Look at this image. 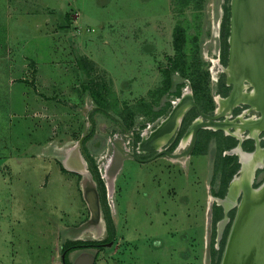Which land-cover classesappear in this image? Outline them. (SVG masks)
<instances>
[{"label":"rangeland","instance_id":"obj_1","mask_svg":"<svg viewBox=\"0 0 264 264\" xmlns=\"http://www.w3.org/2000/svg\"><path fill=\"white\" fill-rule=\"evenodd\" d=\"M229 2L0 0V264H66L63 246L77 240L104 242L68 250L70 264L81 256L92 258L91 264H209L210 243L218 249L223 232L217 239L210 189L223 193L237 167L235 157L214 148L213 129L201 131L196 154L124 158L115 172L119 158L111 142L130 149L192 83L203 111L213 113L221 77L227 86L219 39ZM174 26L181 35L179 58ZM169 59L179 66L171 73L179 96L168 92L151 105ZM28 95L38 102L33 115L27 99L22 108ZM95 105L127 130L103 109L90 110ZM239 110L237 105L231 113ZM186 111L191 115V107ZM257 112L249 109L242 118ZM86 132L81 150L88 161L80 167L73 151ZM259 138L264 146L263 130ZM217 157L223 158L221 168ZM96 178L105 201L111 181L109 204L100 200ZM263 178L261 167L252 186Z\"/></svg>","mask_w":264,"mask_h":264},{"label":"water","instance_id":"obj_2","mask_svg":"<svg viewBox=\"0 0 264 264\" xmlns=\"http://www.w3.org/2000/svg\"><path fill=\"white\" fill-rule=\"evenodd\" d=\"M233 42L237 45V54L239 58V62L243 65L248 63V60L251 62H257V64H262V68H264V0H230L229 2V32L227 36V61L224 65V68L228 69L231 66V46ZM260 48L262 50H260ZM259 70V69H258ZM225 74L226 84H229V80L227 79L228 74L225 71H221ZM235 88L234 84H231V89L227 95L231 93V91ZM182 96V91L180 93ZM229 105V103H228ZM189 107H194L199 116L198 121H195L196 118H193L190 123L186 126L184 133L190 128L191 135L188 141V144L184 149L181 151H176L179 146V142L182 138V135L177 141L176 146L171 150L168 151L169 145L173 142L175 135L178 133L180 123L184 114L186 113V109ZM92 109H103L100 106H92ZM113 120L117 121L125 130L127 128L122 124L119 118L114 116L112 113L108 112L107 110L103 109ZM232 110V109H231ZM178 114V118L176 120V129L174 136L170 140L168 144L165 145L169 138H166L165 141L162 143V147L159 149L151 150L153 153L147 158H141L139 154V145L142 141V135L140 140L132 141L130 149H124L121 143L118 140L112 139V145L117 151H122L123 153H127L131 158L139 160V161H148L158 155H174L176 156H183L190 153L191 147L193 146L197 131L200 128L212 129L207 125L211 123L221 122V117H223V111L220 113H205L202 111L197 103L194 101L193 97L190 96V100L185 103V106H180L175 109L174 105H171L170 110L164 116V120L171 118L172 114ZM87 119L90 121L89 112L87 114ZM223 120V119H222ZM162 119L159 120V123L153 128V131H157L159 126L162 124ZM91 128V127H90ZM217 129H221L219 126ZM215 130V129H213ZM172 132V131H171ZM87 134H81L77 139V147L81 148V143L84 136ZM171 134V133H170ZM229 134V133H228ZM234 136V135H233ZM237 140V143L230 148V150H234L235 148L242 150L246 153H256L259 150V138L252 136L255 140L254 148L250 151L243 150L241 148V142L244 137L234 136ZM245 137H250L246 135ZM82 153L85 155L84 151L81 150ZM232 154V152H229ZM234 154L237 156L238 168L234 174H232L231 178L229 179L224 195L222 197H214V202L217 205L222 207V217L217 220L216 226V238L220 237L222 228L224 224L228 221L227 211L235 206V214L232 219L231 225L229 227L225 243L220 255L219 264H264V211L258 217H255V212L251 215L250 212L252 208L255 206L254 210L259 206L262 201L259 199L257 192L262 186L264 185V179L255 187L251 185L252 177L254 175V171L256 168L264 166V156L259 158V162H255L254 164L247 165V181H245L242 186L237 189L236 193L231 196V198H227L228 194L230 193V185L235 177V174L238 173L237 177L241 175V171L244 167V161L241 159L239 154L235 151ZM251 154V155H252ZM119 158V157H118ZM122 158H119L118 161V168L120 166ZM244 164V165H243ZM116 171V170H114ZM257 196V197H256ZM239 197V199H238ZM100 200L103 204L108 202V195L106 192V201L103 198L100 192ZM225 252V253H224ZM92 258L87 256H81L76 260V264H91Z\"/></svg>","mask_w":264,"mask_h":264},{"label":"bare ground","instance_id":"obj_3","mask_svg":"<svg viewBox=\"0 0 264 264\" xmlns=\"http://www.w3.org/2000/svg\"><path fill=\"white\" fill-rule=\"evenodd\" d=\"M230 50L231 54V66L226 69L222 68V71H225L228 74L227 79L229 80V84H234L235 88L231 91L229 95L226 96H216V106L214 108L215 113H220L223 111V117L221 119V122L217 123H211L209 126L212 129H217L218 126L222 129L224 128L226 131L229 130V126L234 125L235 128V134L238 136H241L239 133L240 130L248 128L250 131V134L252 136L258 137V131L260 128H262L263 122H264V68H262V64L257 62L254 63V61L248 60V63L246 65H243L239 62L238 54H237V45H235L233 42ZM260 50H262L260 48ZM231 68L235 70V74L231 72ZM259 69V70H258ZM241 71H244V73H241ZM240 74H243V76H240ZM245 74V75H244ZM244 81H247V85L251 84L252 89L249 92L242 91V88L247 85L244 83ZM246 91V90H245ZM190 96H192L191 90H188L187 88H184V91H182V96H179L176 98V100H172V105H174L175 109H177L180 106H185V103L190 100ZM245 102L248 103L251 107L254 109L260 110L261 114L260 116H253L249 117L248 119H242V115H239L241 118L240 122H236L235 120L229 119V115H231V109H233L234 105L238 102ZM229 103V105H228ZM179 114V113H178ZM178 114H172L171 118L169 119H162V124L159 126V129L157 131H153V129L148 133H144L142 135V141L139 145V152H147L151 151L153 149H159L162 147V143L165 141L166 138H169L176 129V120L178 118ZM195 121H198L199 116L195 117ZM236 119V117L234 118ZM248 123H253L251 125V128L248 127ZM147 130V129H146ZM145 130L142 131V133ZM172 131V132H171ZM171 133V134H170ZM191 130L190 128L182 135V138L179 142V147L185 146L188 144V141L190 139ZM250 135V136H251ZM242 138V137H241ZM259 138V137H258ZM165 143V142H164ZM184 147V148H185ZM178 151V149L176 150ZM237 152L241 159L244 161V167L241 171V175L233 178V181L230 185V193L228 194L227 198H231L232 195H234V191L239 189L242 184L247 181L248 177L250 179V176L247 175V165L248 164H254L255 162H259V158L261 156H264V146L260 147L259 150L256 151V153H246L242 150H239L238 148L234 150H230L229 152ZM115 154L119 158H131L127 153H123L122 151H117L115 149ZM252 154V155H251ZM174 155H168L167 157L178 159L183 158L186 155L183 156H176L172 157ZM257 160V161H256ZM118 165L116 166L115 170H117ZM115 172V171H114ZM113 174V173H112ZM111 177V176H110ZM107 180V179H106ZM110 180V179H109ZM112 180V178H111ZM111 181H109L107 185V195L108 198L111 197ZM258 198L261 199L262 203L257 206V208L254 210L255 206L252 208L250 214L252 215L255 212V217H258L261 215L264 211V185L262 188H260L257 192ZM90 199H92L93 195L90 194ZM257 197V196H256ZM225 253V252H224Z\"/></svg>","mask_w":264,"mask_h":264},{"label":"trees","instance_id":"obj_4","mask_svg":"<svg viewBox=\"0 0 264 264\" xmlns=\"http://www.w3.org/2000/svg\"><path fill=\"white\" fill-rule=\"evenodd\" d=\"M187 0H176V2L180 5L184 4ZM225 9V15L222 16V19H221V22H220V39H219V60L221 62L222 65H225L226 64V61H227V47H228V44H227V36H228V32H229V14H228V6H225L224 7ZM181 34V33H180ZM172 36H173V48L176 52V58H179L182 53H181V35L179 37V32H177V26H174L173 30H172ZM76 62L79 66V68L83 71V74L84 75H87L88 74V69L89 67L83 62V59L82 57L78 56L76 57ZM179 69V66L177 65L176 61L174 59H169L168 60V65L166 67H164L163 69L160 70V74H161V79H160V85H158L153 91V97L151 98V101H150V104H159V101H160V98L163 94L165 93H168V92H171L173 95H176V96H179V92H180V84H177L175 85L173 83V80H172V71L174 70H177ZM180 73L182 75L185 74L184 70H181L180 69ZM223 78L221 77L220 78V81H219V89L217 90L218 93L221 94V96H226L228 94V85L225 86L223 84ZM172 87H175L174 89H171ZM86 88V87H84ZM190 89H191V92H192V96H193V99L194 101L197 103V105L199 106V108L203 111V106L200 104V100H199V95H198V92H197V86L195 83H192L190 85ZM96 103H98L99 105H101L102 103L100 102V100H95ZM146 105H149V103H147ZM214 109V108H213ZM187 115V113L185 114ZM184 115L183 119H182V122H183V127H182V132L183 130L186 128V126L189 124L190 120L196 115V111L194 109V107L191 108V115H187V117ZM205 130H208V129H200V131L198 132V135L196 136V140L194 142V146L191 150V154H196L198 153V149L197 147H199V141H200V135L201 134L202 136L205 134V132H208V131H205ZM201 131H204V134L203 132ZM216 130H213V132L211 134H216L215 136H217V138L215 139V144H214V148L216 150H220V149H230L232 148L236 143H237V140L234 138V137H231L230 135H221L220 133H214ZM136 138H138V135L135 136ZM136 141H138L136 139ZM252 142V143H251ZM241 147L246 150V151H250L252 150L253 148V140L252 139H248V140H243L241 142ZM86 155V154H85ZM229 156H233L236 158V155L234 154H230ZM86 159L88 160V156L86 155ZM218 161L216 162L217 165L216 167H220L222 166V160L223 158H219L217 157ZM236 164H237V167H236V170L238 168V162H237V158H236ZM236 170L234 172H232V174H234L236 172ZM231 174V176H232ZM230 176V178H231ZM227 180L226 184H225V189H226V185L229 181V179ZM97 179V182L100 184V189L102 190V196L103 198L105 199V194H104V191H103V186H102V182L99 178H96ZM101 192V191H100ZM225 192V190H224ZM224 192L223 193H219L218 191H215L214 189H210V193L213 195V196H217V197H222L224 195ZM211 209H212V217H211V223H212V227H214V225L216 224L217 220H219L221 217H222V208L220 205H216L215 203H212L211 204ZM233 211L234 209H230L227 214L229 216V221L226 223L224 229H223V232H222V239H221V242H220V245H219V248L218 249H214L212 246H211V243H210V246H209V250H208V254H209V257H210V262L209 264H219V260H220V254H221V251L223 249V245H224V242H225V238H226V234L228 232V228H229V225H230V220L233 216ZM213 230V229H212ZM213 240V234L211 236V242ZM104 242V241H83V240H77V241H69L67 242L63 247V251L65 250V252H63L64 254V260H65V263L66 264H70L69 262L66 261V258H65V253L68 251V250H72V249H76V248H83V247H89V246H96V247H99L100 244Z\"/></svg>","mask_w":264,"mask_h":264},{"label":"flooded vegetation","instance_id":"obj_5","mask_svg":"<svg viewBox=\"0 0 264 264\" xmlns=\"http://www.w3.org/2000/svg\"><path fill=\"white\" fill-rule=\"evenodd\" d=\"M241 73H244V71H241ZM244 75H245V74H244ZM240 76H243V74H240ZM244 83L246 84L247 81H244ZM228 85H230V88H229V90H228V92H229L230 89H231V84H228ZM246 85H247V84H246ZM246 88H248V90H246V91L249 92V91L252 89V85L249 84V85L246 86ZM220 96H221V95H220ZM239 104H242V105H239ZM237 105L240 106V110H239L238 113H236V114H232V113H231V115H229V119H231V120H235L236 122H240L241 118L239 117V115H242V117H244V116L247 114V111H248L249 109H253V107H251L248 103L241 102V101L238 102V103H236V104L234 105V107L237 106ZM234 107H233V108H234ZM189 108H190V107H189ZM191 108H192V107H191ZM194 109H195V108H194ZM213 110H214V109H213ZM255 110H256V112L258 111L257 113H258V117H259L260 114H261L260 110H258V109H255ZM195 111H196V110H195ZM186 112H187V111H186ZM212 112H213V111H212ZM184 115H185V114H184ZM232 115H233V118H230V117H232ZM196 116H197V113H196V115H195L193 118H195ZM255 116H256V115H255ZM235 117H236V119H234ZM193 118H192V119H193ZM248 118H249V117H248ZM248 118L246 117V118H242V119H248ZM182 119H183V118H182ZM192 119H191V120H192ZM219 119H222V117L219 118ZM191 120H190V121H191ZM189 123H190V122H189ZM181 124H182V121H181V123H180V127H179V129L181 128ZM251 125H253V123H248V127L251 128ZM246 129H247L246 131L242 132V133H245V134H241L240 137H244L243 140H245V139H252V140H253V148H254L255 140H254V138L252 137V135L250 134L249 129H248V128H246ZM220 130H224V132L227 133V134L229 133L228 135L231 134V136H232V135H234V136H238V135H236V134L234 133V131H235L234 125L229 126V130H228V131H226L224 128H222V129H220ZM262 130L264 131V127L260 128L259 131L257 132V133H258V137H259V132L262 131ZM178 131H179V130H178ZM174 133H175V132H174ZM174 133L171 135V137L168 139V141L165 142V145L168 144V142L172 139V137L174 136ZM177 134H178V133H177ZM177 134L175 135L174 140L177 139V141H178V138H177V137H179V134H178V135H177ZM246 135H249V136L251 135V136H250V137H245ZM234 136H233V137H234ZM234 138H235V137H234ZM235 139H236V138H235ZM174 140H173V141H174ZM195 140H196V139H195ZM243 140H242V141H243ZM259 140H260V138H259ZM176 144H177V142H176ZM184 147H185L184 145L181 146L182 149H184ZM168 148H169V147H168ZM241 148H242V147H241ZM253 148H252V149H253ZM172 149H173V148H171L169 151H171ZM242 149H243V148H242ZM167 150H168V149H167ZM191 150H192V149H191ZM228 150H229V149H228ZM228 150H227V151L224 150V152H225L226 154H229V153H228ZM243 150H244V149H243ZM178 151H181V150H178ZM190 153H191V152H190ZM151 154H152V153H151ZM232 154H234V153H232ZM234 155H235V154H234ZM236 158H237V156H236ZM261 167H264V166H261ZM261 167H258V168H261ZM258 168H256L255 171H256ZM255 171H254V175H253V177H252V182H253V178H254V176H255ZM237 174H238V173H236L235 175H237ZM263 179H264V178H263ZM263 179H262V180H263ZM262 180H261V181H262ZM261 181H260V182H261ZM252 182H251V185H252ZM260 182H259V183H260ZM259 183H258V184H259ZM258 184H257V185H258ZM257 185H256V186H257ZM226 186H227V185H226ZM253 187H255V186H253ZM236 191H237V190H236ZM236 191H234V194L236 193ZM210 196H211V201H212V203H213V202H214V197H213L212 195H210ZM238 199H239V197H238ZM212 203H211V204H212ZM214 203H215V202H214ZM216 205H217V204H216ZM221 208H222V207H221ZM230 209H234V211H233V216H232V218H231V220H230V225H231V222H232V219H233V217H234L235 209H236V208H235V206H234V207H232V208H230ZM230 209H229V210H230ZM229 210H228V211H229ZM228 211H227V212H228ZM222 214H223V213H222ZM227 216H228V214H227ZM228 221H229V216H228ZM228 221H227V222H228ZM227 222H226V223H227ZM226 223L224 224L223 228L225 227ZM230 225H229V227H230ZM223 228H222V230H223ZM228 230H229V228H228ZM227 233H228V232H227ZM226 236H227V234H226ZM225 239H226V238H225ZM224 243H225V242H224ZM223 246H224V245H223ZM221 252H222V251H221Z\"/></svg>","mask_w":264,"mask_h":264},{"label":"crops","instance_id":"obj_6","mask_svg":"<svg viewBox=\"0 0 264 264\" xmlns=\"http://www.w3.org/2000/svg\"><path fill=\"white\" fill-rule=\"evenodd\" d=\"M23 96H26V95H23ZM23 98V97H22ZM26 99H27V101H28V103L26 104V107L25 108H28L29 109V111H30V113L33 115L34 114V110H36L37 109V105H38V102L36 103V102H33V101H31V98H30V95H28V98L27 97H25L24 98V104H23V102H21L22 103V108L24 109V107L23 106H25V101H26ZM22 101V100H21ZM21 105V104H20ZM39 106H40V103H39ZM25 110V109H24ZM108 116V115H107ZM110 117V116H109ZM71 148V147H70ZM74 154H75V160L77 161V163H78V165L81 167L82 166V164H84L85 163V161L87 162L88 160L86 159V155H84L83 153H82V151L81 150H79V148H77V146H76V148H74ZM66 160V161H65ZM64 160V164H65V162H67L68 161V163L70 164V162H69V160L66 158ZM74 160V161H75ZM83 162V163H82ZM71 165H72V163H71ZM76 168H78V167H76Z\"/></svg>","mask_w":264,"mask_h":264},{"label":"built area","instance_id":"obj_7","mask_svg":"<svg viewBox=\"0 0 264 264\" xmlns=\"http://www.w3.org/2000/svg\"><path fill=\"white\" fill-rule=\"evenodd\" d=\"M142 135V134H141Z\"/></svg>","mask_w":264,"mask_h":264}]
</instances>
